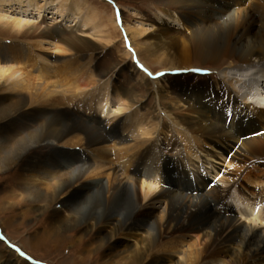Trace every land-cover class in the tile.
<instances>
[{"label":"bare ground","instance_id":"obj_1","mask_svg":"<svg viewBox=\"0 0 264 264\" xmlns=\"http://www.w3.org/2000/svg\"><path fill=\"white\" fill-rule=\"evenodd\" d=\"M152 1L182 30L158 28L161 18H146L154 27L150 33L127 25L126 32L142 71L158 66L163 73L180 74L173 84L155 88V103L169 102L166 111L160 105L138 110L133 91L127 90L112 91L119 95L112 103L109 79L90 86L83 64L75 63L90 51L82 42L68 41L65 47L73 55L64 60L35 53L51 42L49 32L31 45L0 41V95L14 96V103L0 108L6 124L0 133L2 139L7 136L0 170L22 159L23 184L33 189L19 202L26 207L33 206L31 199L43 201V222L55 206L44 231L54 246L66 232L67 242L74 243L77 229L87 232L100 224L94 229L98 255L107 247L124 264H264V189L250 200L239 183L209 186L201 167L192 165L209 148L220 151L228 145L239 170L244 169L242 181L253 184L264 172V96L250 102L258 84L243 82L238 90L234 81L226 85L211 74L250 70L264 79V0ZM52 48L61 52L64 47ZM189 69L198 74L197 82L189 83L191 75H184ZM132 73L147 81L136 69ZM245 84L248 95H242ZM36 148L39 152L30 154ZM227 198L234 204H226Z\"/></svg>","mask_w":264,"mask_h":264},{"label":"rangeland","instance_id":"obj_2","mask_svg":"<svg viewBox=\"0 0 264 264\" xmlns=\"http://www.w3.org/2000/svg\"><path fill=\"white\" fill-rule=\"evenodd\" d=\"M7 1H0L1 42L10 43L11 41H17L31 45L35 40L44 38L41 33L49 32L50 38L52 37L51 42H43V48L34 49L35 53L55 55L64 60L73 55V52H70L65 46L69 45V42H82L84 44L83 47L86 44L90 51H84L83 55H86L84 59L75 60V63L83 64L85 79L87 78V83L90 86H97L99 82L109 79L108 99L112 103L119 96L113 95L112 91L116 90L118 94L123 90H127L133 91L137 100L136 104H138L137 109L140 105H146L147 108L144 109L149 108V111H152L155 105H160L164 111L168 110L169 102L167 100L155 103L157 100L154 95L155 88L167 83L173 84L177 81L174 76L179 77L180 74H174L173 72L163 73L158 66L152 72L147 69L142 71L143 64L142 62H137L134 57V53L131 50L133 47L129 41L130 36L126 32L127 25L136 29L142 27L145 29L146 34L150 33L154 30V27L146 18L156 21H158L157 18H161L160 22H156L158 28H167L175 32L182 30L179 24L170 22L165 16L159 14L152 0H66V3L65 0H20V3L17 0ZM60 3H62V7H59ZM76 3L79 9L73 10V4ZM112 18L115 21L114 23L110 22ZM162 19L166 22V26L163 24ZM6 22L9 24L5 25L4 23ZM11 23L13 24L10 25ZM16 24L18 25L16 26ZM68 36L71 38H67ZM108 38L112 41L107 42ZM53 45L63 46L64 48L59 52V50L52 48ZM15 55H17V58L20 57L18 52H15ZM2 64L0 61V65ZM189 65L202 66L194 62ZM203 67L208 68L209 66L205 65ZM132 68L141 73L147 81H139L137 75L132 73ZM213 72L211 71L212 76L223 80L225 84L227 83L226 80L234 81V88L238 90H241L243 82L249 83L253 81V86L258 84L259 91L251 92V96L254 97L250 99L252 103L258 98L257 94L264 96V79L257 78L256 75H259V73H255V71L245 70L243 74L241 72L235 73L226 68L224 69V75L219 72ZM186 74L191 75L188 79L189 83L198 81V79L194 80L198 75L194 70L185 72L184 75ZM163 77H166L165 80L162 79ZM248 91L249 89L245 84L242 89V95H248ZM6 97V94L0 95V108L8 103H14V99H12L14 96L9 95ZM138 101L142 103L139 104ZM113 107L115 106L113 105ZM157 113L163 118L164 122H168L163 112L157 111ZM4 123V120H0V128L6 126ZM22 124L35 128L33 124L27 121H23ZM29 131L32 130L27 132ZM6 137L5 134L4 139H2L0 133V144L2 146L4 145L2 140L4 141ZM5 147L4 145L2 150H0V158H4L6 155L5 152L7 150ZM38 150L39 148H36L30 154L38 153ZM208 151L207 155L201 153L197 159L194 158V164L192 165L201 167V175L207 180L209 186H224L223 182L228 185L239 183L238 188L243 191L246 198H250V200L259 198L258 191L264 189L263 171L260 173L255 172L259 177V180L255 181L256 183L253 182L252 184L242 181L241 174L244 169L239 170L238 165L240 162L233 156L235 151L232 146L227 145L220 151L209 148ZM19 161V159L16 160L10 165V168L0 170V253L3 256L1 264L5 262L9 264H124V259L116 258V251L112 250L109 253L107 247L103 249L105 253L103 252L101 256L98 255L96 249L99 237L96 235L98 231L94 229L101 227L100 224H97L96 228L87 232L85 230L78 231L77 229L76 233H74L75 235H72V238L76 240L74 243L67 242L71 238L69 237L70 233L66 232L63 235L65 240L61 244L54 246L52 240H50L51 238L49 237L48 239L44 231L45 226L50 222L51 208L54 209L55 206H51L49 214L46 213L45 215L46 221L43 222L44 213L39 210V207L43 206V201L35 202L36 200L31 199L33 206L27 203V206L30 207H25L24 201H22V204L19 202L21 201L20 198L26 199V194L33 189L32 187L29 188V184H27L28 188L24 186L23 183L26 182L23 181L22 176L25 171L22 166V159ZM14 164L17 165L15 166ZM240 182L245 188L243 185V188L240 187ZM261 196L264 199V193ZM225 201L228 205L234 204L230 202L229 198L225 199ZM88 206L89 204L82 207L81 212L83 214L88 212ZM261 207H264V203ZM23 210H28V215L21 216ZM83 216H81L82 220L84 219ZM119 238L122 241L132 242L124 237ZM79 239H82L81 243L77 242ZM119 248L121 249V247ZM104 254L111 256L110 262H107ZM81 257L83 260H81ZM90 258L92 259L90 260ZM16 259H19V262ZM21 261L24 263H21Z\"/></svg>","mask_w":264,"mask_h":264}]
</instances>
